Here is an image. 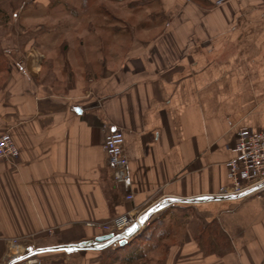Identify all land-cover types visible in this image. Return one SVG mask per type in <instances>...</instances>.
I'll list each match as a JSON object with an SVG mask.
<instances>
[{
	"label": "crops",
	"instance_id": "0c3cea01",
	"mask_svg": "<svg viewBox=\"0 0 264 264\" xmlns=\"http://www.w3.org/2000/svg\"><path fill=\"white\" fill-rule=\"evenodd\" d=\"M110 1L31 0L60 22L7 43L0 134L19 155L0 159V264L92 240L151 201L158 264H264V188L216 195L237 131L264 129V0ZM117 128L120 184L103 148ZM62 251L13 264H86Z\"/></svg>",
	"mask_w": 264,
	"mask_h": 264
},
{
	"label": "built area",
	"instance_id": "2783aa9c",
	"mask_svg": "<svg viewBox=\"0 0 264 264\" xmlns=\"http://www.w3.org/2000/svg\"><path fill=\"white\" fill-rule=\"evenodd\" d=\"M228 0H215L218 6ZM103 148L107 154L111 179L115 184L129 181L128 158L124 151V133L117 128L105 135ZM232 156L227 160V176L230 183L221 186L216 192L220 197L242 198L257 193L264 188V129L254 130L240 128L236 133L235 146L231 149ZM19 155V149L9 132L0 134V159L13 160ZM128 194L126 199H131ZM155 201L148 202L139 210L126 212L115 216L108 222L97 225L107 233L116 234L133 222H139L140 217L152 211L140 228L145 227L154 218L158 208ZM15 243V240H13ZM13 256L11 260L14 259Z\"/></svg>",
	"mask_w": 264,
	"mask_h": 264
},
{
	"label": "rangeland",
	"instance_id": "374dc122",
	"mask_svg": "<svg viewBox=\"0 0 264 264\" xmlns=\"http://www.w3.org/2000/svg\"><path fill=\"white\" fill-rule=\"evenodd\" d=\"M30 1L31 0H0V81L6 74V69H7V63L6 60L4 59V54H10V48L12 46L8 47L7 43H10L11 40L15 41L18 37L20 39L23 38H29L28 35H34V33H38V31H34L32 28L30 29L29 26L33 24L34 27L38 25H43V24H49V23H59L60 20V15L55 14L51 15L46 13L44 10H39L38 12L34 7L30 6ZM100 0H89V8L90 7H95L97 6L96 4L99 3ZM118 2L119 0H112V2ZM123 1V0H120ZM140 0H134L133 2H139ZM66 2V3H65ZM81 0H51V4L54 7H59L62 3L64 5H67L69 3L72 6H77ZM110 0H107L105 3V7L109 8L110 6L114 4H110ZM119 4V3H117ZM99 7V5H98ZM105 7H103L105 9ZM101 8V7H100ZM22 9V10H20ZM112 12L115 14L117 11H113V7L111 8ZM33 14L31 15V13ZM102 18V17H101ZM103 22V18L101 19ZM31 30V31H28ZM25 31V32H22ZM32 37V36H31ZM16 52H18L17 49H14ZM160 213H158L159 215ZM175 216H181L177 215L175 213ZM183 219V218H181ZM172 227V226H171ZM198 229H201L202 227L197 224ZM203 229V228H202ZM157 243V241H154V243ZM159 242V241H158ZM145 243H138L141 245V249L148 250L150 248H153V246L156 244H150V242ZM163 243V242H162ZM117 247L115 245L109 246L103 250H82L77 252L78 254V262L80 263H86V264H108L112 256L117 254L118 256L124 255L126 249L122 253H117ZM163 250V249H162ZM60 254H65L63 253ZM53 254V253H52ZM149 256L152 259V263L158 264V257L155 256L154 254L149 252ZM150 259V260H151ZM143 264V263H139Z\"/></svg>",
	"mask_w": 264,
	"mask_h": 264
},
{
	"label": "water",
	"instance_id": "95a60500",
	"mask_svg": "<svg viewBox=\"0 0 264 264\" xmlns=\"http://www.w3.org/2000/svg\"><path fill=\"white\" fill-rule=\"evenodd\" d=\"M151 212L152 211L146 212L140 217L139 222H133L116 234L106 233L97 236L92 240H84L79 243L58 244L46 248H39L21 257L13 259L9 264H13V262H16L17 260H23L33 254L47 250H64L66 252H70L74 250H103L112 245L122 246L140 234L143 229L140 228V223H143L145 220H147ZM129 229H133V231L129 232Z\"/></svg>",
	"mask_w": 264,
	"mask_h": 264
},
{
	"label": "trees",
	"instance_id": "16d2710c",
	"mask_svg": "<svg viewBox=\"0 0 264 264\" xmlns=\"http://www.w3.org/2000/svg\"><path fill=\"white\" fill-rule=\"evenodd\" d=\"M81 1L84 7H89V3H88L89 0H81ZM106 2L107 0H100L99 7L104 9L103 7H105L104 5ZM6 72H7V69H6ZM4 77L1 79L0 82H2ZM162 215L160 214L156 216L148 225H146L142 229L139 235L129 240L126 244L122 246H118L116 250L117 253H122L126 249L124 255L118 256L117 254H115L114 256H112L113 258L110 259L111 262H109L108 264H139V263L156 264V263H152V259L149 256V252L153 248L159 247V243L154 245L153 248H150L148 250L141 249V245H139L138 243H146L148 240L154 238L155 236L154 234L157 230V226L160 222ZM203 231L204 230H202V233ZM119 251H122V252H119Z\"/></svg>",
	"mask_w": 264,
	"mask_h": 264
},
{
	"label": "snow or ice",
	"instance_id": "6c2138e0",
	"mask_svg": "<svg viewBox=\"0 0 264 264\" xmlns=\"http://www.w3.org/2000/svg\"><path fill=\"white\" fill-rule=\"evenodd\" d=\"M133 231V229H129V232Z\"/></svg>",
	"mask_w": 264,
	"mask_h": 264
}]
</instances>
